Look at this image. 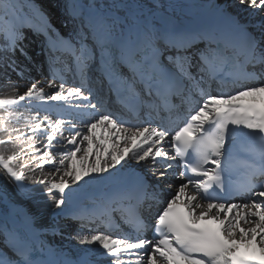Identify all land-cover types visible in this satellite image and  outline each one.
<instances>
[{
  "label": "snow or ice",
  "instance_id": "6c2138e0",
  "mask_svg": "<svg viewBox=\"0 0 264 264\" xmlns=\"http://www.w3.org/2000/svg\"><path fill=\"white\" fill-rule=\"evenodd\" d=\"M59 7L66 34L0 0V177L35 208L0 188L19 217L0 264H264V0L213 3L198 26L164 0ZM71 224L69 254L49 236Z\"/></svg>",
  "mask_w": 264,
  "mask_h": 264
},
{
  "label": "bare ground",
  "instance_id": "6f19581e",
  "mask_svg": "<svg viewBox=\"0 0 264 264\" xmlns=\"http://www.w3.org/2000/svg\"><path fill=\"white\" fill-rule=\"evenodd\" d=\"M33 2L38 6L40 7L41 10H43L44 12H46L45 10H49V8L51 10L54 11V14H55V18L54 17H51L50 16V13H47L51 20H52V23L58 27L59 29H61L62 33H65L66 34V29L63 28V27H60L59 25H57L55 22L58 20V18H61L62 19V16H61V12L59 13L60 11V7L58 10H56V6L59 5L61 3V1L59 0H46L44 1V3L38 1V0H33ZM222 3L223 1L221 0H217V1H214L212 2L213 3ZM177 8V7H175ZM26 11H28L26 9ZM207 11H212L213 12V9L212 8H208ZM194 15H197L196 13ZM254 19H259V17H255ZM29 40H27L28 42V46H27V49H29L28 51L29 52H33L35 54V58L33 59V56H32V59L33 61L36 62V64H41L43 63L44 61V55L43 53L41 52L40 50V47H39V40H36L33 36H32V33L30 32L29 35ZM26 42V40H25ZM32 48V50H31ZM19 56V54L17 55V57ZM23 59V57H20ZM22 62H25L26 61H22ZM33 72H35V78L37 80H39L41 82V84H45L46 82V78H47V70L45 69L43 75H38L36 70L33 68ZM12 79L14 81L17 82V84L19 85V94H23L26 90L27 87L30 86V82H28L27 80H19L15 75L12 76ZM3 82H1L0 84H2ZM13 86L12 85H8L6 88H0V93H3V94H7L10 89L12 88ZM48 91H51V90H48ZM53 119L54 116L52 117ZM67 127V126H65ZM41 140H38V142H40ZM46 142V141H45ZM37 147H40V145H38ZM71 147V146H69ZM58 159V158H57ZM48 167H50V165H45V169H47ZM184 181L183 180H180V179H174L171 181L172 185H173V188L171 189L173 192L176 191V187L183 183ZM0 188H4L6 189L7 193L9 194V197L11 199H13V202L17 205V207H20V208H24L30 212H34L35 211V208L27 201L23 200L21 197L17 196L16 195V192H15V188H14V185L12 183H6L4 178L3 177H0ZM236 202H240L239 198L236 199ZM5 209L7 210V212L9 213L8 215H0V224H7L9 226V228H11V225H14V222L16 220H18V216L13 212L12 208L7 205L3 200H0V212H3L5 211ZM67 223V222H66ZM69 228V227H68ZM76 229V228H75ZM71 231V232H75L74 230H72L71 228L70 229H65V236L64 237H61V236H56V237H51L49 236V239H54L56 241V243L58 244H62L64 245V249L66 252H68L69 254H72L73 253V250L75 248H80L82 246L80 245H77L75 243V241H72V240H69L67 239V233ZM149 238L152 237L151 234H147ZM95 247V246H93ZM101 264H105V261H101Z\"/></svg>",
  "mask_w": 264,
  "mask_h": 264
},
{
  "label": "rangeland",
  "instance_id": "374dc122",
  "mask_svg": "<svg viewBox=\"0 0 264 264\" xmlns=\"http://www.w3.org/2000/svg\"><path fill=\"white\" fill-rule=\"evenodd\" d=\"M38 1H40V2H42V3H44V1H46V0H38ZM59 1H61V0H59ZM221 1H223V0H221ZM60 5V4H59ZM59 5H57L56 6V10H58L59 9ZM25 11H26V9H25ZM46 12H47V10H45ZM47 13H50V16L51 17H54L55 18V14H54V11L53 10H51L50 8H49V10H48V12ZM59 13H60V11H59ZM57 25H59L60 27H62V25H61V18H58V20L55 22ZM58 28V27H57ZM59 29V28H58ZM25 44L28 46V42H27V40H26V42H25ZM29 49H27V51H28ZM31 50H32V48H31ZM28 53H29V55L32 57L33 56V59L35 58V54L31 51V52H29L28 51ZM18 55V54H17ZM18 59H20L21 61H23V59L22 58H20L19 56H18ZM36 63V62H35ZM34 71V70H33ZM32 71V73L31 74H35V72H33ZM13 75H15V74H13ZM12 75V76H13ZM32 75V76H33ZM35 77V76H34ZM2 81H0V83H1ZM28 82H30V81H28ZM45 82H47V78H46V81ZM45 141H43V140H41L40 142H37V146L38 145H42V143H44ZM62 224H65V225H67L68 223H66V222H64V221H62L61 222ZM72 229V230H76L75 228H77V226L76 225H74V224H71V227H69V228H67V229ZM66 235V234H65ZM64 246V245H63Z\"/></svg>",
  "mask_w": 264,
  "mask_h": 264
}]
</instances>
